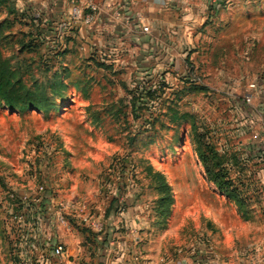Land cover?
<instances>
[{"label":"rangeland","instance_id":"obj_1","mask_svg":"<svg viewBox=\"0 0 264 264\" xmlns=\"http://www.w3.org/2000/svg\"><path fill=\"white\" fill-rule=\"evenodd\" d=\"M11 10L0 0V56L29 90L24 96L47 99L49 108L11 109L0 100V264H48L55 246L69 242L70 260L79 253L77 264H86L117 236L115 223L118 236L131 234L127 221L137 224L143 254L255 256L264 192L257 163L244 178V94L227 85H251L264 73L254 68L264 60V0L201 22L177 49L122 45L98 55L57 46L46 29L41 46L30 48V23ZM198 137L218 152L243 207L206 174Z\"/></svg>","mask_w":264,"mask_h":264},{"label":"crops","instance_id":"obj_2","mask_svg":"<svg viewBox=\"0 0 264 264\" xmlns=\"http://www.w3.org/2000/svg\"><path fill=\"white\" fill-rule=\"evenodd\" d=\"M102 1V0H101ZM249 0H111L115 6L121 8L124 17L121 22H115L108 12H102L98 21L92 25H84L80 22L73 23L68 20V13L71 0H19L18 6L28 10L27 13L39 18L36 26L42 30H49L48 34L56 39L58 46L64 48L76 47L101 52H111L126 45L133 50L153 47L163 49L179 48L186 45L192 37L196 36L197 27L206 20L218 21L232 6H241ZM31 9L32 11H29ZM143 21L150 26V32H144L140 22ZM71 38V40L69 39ZM113 41V43H111ZM103 48V51L101 50ZM117 47V48H116ZM252 53V51H251ZM250 53V54H251ZM249 57V56H245ZM264 60L254 63V68L263 65ZM262 63V64H260ZM253 64V63H251ZM246 66V63H245ZM260 68V67H259ZM251 84H257L250 82ZM231 84V83H229ZM252 91L255 94V106L260 115L254 114V107L243 108L242 115L246 117L243 124L248 123L247 119H261L252 130L248 126L242 131L246 135L242 146L243 164L245 166L244 176L248 178L251 174L248 166L257 163L259 168L254 173V180L260 182L261 192H264V94L260 93V87L254 85ZM241 112V111H240ZM260 138L255 139V135ZM260 192V193H261ZM259 193V194H260ZM126 229L131 234L119 235L120 225L115 223L114 233L117 236L111 237L110 242L98 247V252L93 258L85 257L86 264H264V229L255 242V256L245 255L242 252L232 254H221L218 252H182L178 256L163 257L154 253L143 254L140 251L139 239L135 228L136 222H126ZM66 229L62 228L63 236H66ZM123 229V228H122ZM66 237H62L64 239ZM61 239V238H60ZM61 239V242H62ZM67 243V238L66 242ZM64 243V244H65ZM67 254L58 260L53 254V260L48 264H77V254L70 260V252L74 253V246L69 242L65 244ZM178 257V258H177Z\"/></svg>","mask_w":264,"mask_h":264},{"label":"trees","instance_id":"obj_3","mask_svg":"<svg viewBox=\"0 0 264 264\" xmlns=\"http://www.w3.org/2000/svg\"><path fill=\"white\" fill-rule=\"evenodd\" d=\"M2 1L5 5L12 7V10L10 11L11 14H8L15 15L14 19H18L23 23H25L24 20L27 19L25 21L30 23V30L23 34L25 44H28L30 48H39L41 46L40 41L43 39V37H40L43 30L39 26H36L35 22L36 20L39 21V18L31 15V13L29 15L27 11L19 12L13 3L15 0ZM26 37H30L28 39L31 41L26 43ZM50 40L56 43V39L52 36H50ZM54 51L58 53L60 48H54ZM22 83V79L19 77L16 69L10 65L9 61L0 56V100H2L11 109L23 110L26 108H37L47 110L49 108L47 99H41L31 93L28 96H24V93H29V90H24V85ZM196 144L197 152L206 174L214 182L221 193L234 199L239 207H243L245 205V200L241 196L240 190L235 185L234 178L231 177L226 169L222 166V163L218 158L219 154L216 149L213 148L211 143L203 140V138L200 137H198ZM240 160L242 161L241 157ZM244 178L246 177L244 176Z\"/></svg>","mask_w":264,"mask_h":264},{"label":"built area","instance_id":"obj_4","mask_svg":"<svg viewBox=\"0 0 264 264\" xmlns=\"http://www.w3.org/2000/svg\"><path fill=\"white\" fill-rule=\"evenodd\" d=\"M102 12H108L111 18L115 22H121L124 17L121 8L115 6L114 3L111 2V0H102V1L101 0H71V6L68 13V20L69 22H73V23L80 22L84 25H92L98 21L100 14ZM140 25L142 26V30L144 32L151 31L150 26L147 23L141 21ZM250 53H251L250 51H246L245 56H249ZM239 81L240 82L238 84H236V82H233V84L232 83L228 84L227 87L229 88V90L233 88L234 90H237V88H235L233 85L241 86L240 89H241V93L243 92L244 94L245 105L254 107L255 94L252 91V87L254 85H258L260 87V93L264 94V73L258 76L257 84L249 85L243 82L242 79H240ZM227 87H226V92L228 91ZM254 108H255L254 114H256V116H259L260 111L256 107ZM244 119H246V117ZM247 121L248 123L243 124L242 131L246 128V125L248 126L249 130H252L253 127H255L259 121H261V119H258L257 121V118H251V119H247ZM254 137L255 139L260 138V134H256ZM261 143H264V139L263 141H261ZM43 187H44L43 185L40 186L41 189H43ZM57 221L63 226L67 224L62 207L57 210ZM66 254H67V249L63 244H58L55 246L53 255L58 260L64 258Z\"/></svg>","mask_w":264,"mask_h":264}]
</instances>
